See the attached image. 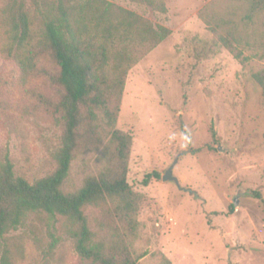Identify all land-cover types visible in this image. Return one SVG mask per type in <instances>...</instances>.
<instances>
[{
	"label": "rangeland",
	"instance_id": "1",
	"mask_svg": "<svg viewBox=\"0 0 264 264\" xmlns=\"http://www.w3.org/2000/svg\"><path fill=\"white\" fill-rule=\"evenodd\" d=\"M108 1L171 30L149 51L134 43L137 61L116 126L134 138L129 182L158 205L145 210L133 239L139 264H264V91L252 77L264 69V12L247 21L248 6L238 0H165L167 12L135 0ZM32 14L34 29L42 30L39 14ZM210 25L241 35L243 54L221 46L204 55L198 45L214 36ZM117 43L127 50V38ZM14 55L0 26V163L9 158L17 176L34 182L58 165L63 88L42 75L25 79ZM41 64L56 68L50 58ZM97 114L101 140L73 160L65 192L108 164L112 128ZM176 158L181 186L163 179ZM84 211L102 237L117 225L102 208ZM69 225L62 216L29 212L0 236V264L5 257L9 264H81Z\"/></svg>",
	"mask_w": 264,
	"mask_h": 264
},
{
	"label": "trees",
	"instance_id": "2",
	"mask_svg": "<svg viewBox=\"0 0 264 264\" xmlns=\"http://www.w3.org/2000/svg\"><path fill=\"white\" fill-rule=\"evenodd\" d=\"M153 9L167 12L165 0H135ZM248 6L245 19L253 21L264 12V0H238ZM35 9L42 20V30L34 29ZM1 28L25 79L42 75L63 92L58 110L64 131L55 153L57 168L51 174L30 182L17 176L13 162L0 163V236L18 228L29 212H45L56 219L65 217L69 235L81 258V264H139L141 254L132 249L141 217L147 208H158L154 198L138 192L128 180L133 135L116 128L122 105L126 77L133 64L134 43L151 50L170 33L137 12L117 7L108 0H5ZM213 37L198 47L204 55L225 46L237 56L243 37L220 25L209 26ZM35 32H39L36 34ZM124 41L122 48L117 39ZM50 58L55 69L41 64ZM112 62V65H111ZM264 91V69L252 74ZM97 110L104 113L112 128L108 164L97 176H90L74 192L62 185L69 176L73 160L80 152L95 150L101 140ZM212 136L217 132L212 126ZM148 182V179L145 180ZM102 208L116 221L103 237L94 231L84 211L86 206ZM233 209V208H232ZM3 264H9L5 257Z\"/></svg>",
	"mask_w": 264,
	"mask_h": 264
},
{
	"label": "water",
	"instance_id": "3",
	"mask_svg": "<svg viewBox=\"0 0 264 264\" xmlns=\"http://www.w3.org/2000/svg\"><path fill=\"white\" fill-rule=\"evenodd\" d=\"M219 148L222 149L221 146H220ZM177 160H178V159L176 158V160L174 161V163H173V164L169 167V169H167V171L164 173V175H163V179H164L165 181H174V182H176L178 185L181 186L179 178H178L176 175H174V172H173V170H174V166H175ZM234 203H235V205H238V203H239L238 199H235Z\"/></svg>",
	"mask_w": 264,
	"mask_h": 264
}]
</instances>
